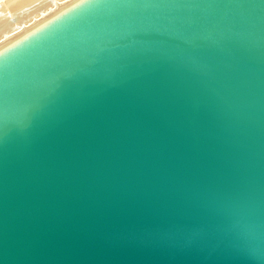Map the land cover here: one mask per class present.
Instances as JSON below:
<instances>
[{"label":"water","instance_id":"1","mask_svg":"<svg viewBox=\"0 0 264 264\" xmlns=\"http://www.w3.org/2000/svg\"><path fill=\"white\" fill-rule=\"evenodd\" d=\"M0 264H264V0H73L0 48Z\"/></svg>","mask_w":264,"mask_h":264},{"label":"bare ground","instance_id":"2","mask_svg":"<svg viewBox=\"0 0 264 264\" xmlns=\"http://www.w3.org/2000/svg\"><path fill=\"white\" fill-rule=\"evenodd\" d=\"M73 0H0V48Z\"/></svg>","mask_w":264,"mask_h":264}]
</instances>
